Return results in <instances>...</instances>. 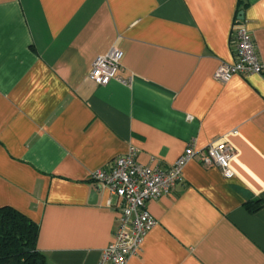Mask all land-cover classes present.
I'll return each instance as SVG.
<instances>
[{
    "label": "crops",
    "instance_id": "obj_1",
    "mask_svg": "<svg viewBox=\"0 0 264 264\" xmlns=\"http://www.w3.org/2000/svg\"><path fill=\"white\" fill-rule=\"evenodd\" d=\"M238 15L264 63V0H0V208L39 226L51 264H100L114 242L118 199L93 172L131 149L166 169L216 143L232 176L190 161L148 203L157 225L127 264H264V72L214 78ZM113 47L122 81L95 85Z\"/></svg>",
    "mask_w": 264,
    "mask_h": 264
},
{
    "label": "built area",
    "instance_id": "obj_2",
    "mask_svg": "<svg viewBox=\"0 0 264 264\" xmlns=\"http://www.w3.org/2000/svg\"><path fill=\"white\" fill-rule=\"evenodd\" d=\"M232 49L235 61L222 64L214 78L226 84L235 76L261 75L264 63L259 59L255 42L240 15L232 27ZM122 51L113 47L93 62L89 80L104 86L111 81H122L119 77ZM234 149L226 143L210 144L202 151L189 145L184 153L166 169L151 168L140 164L136 151H131L111 161L106 167L92 173L90 180L106 188L118 199L115 207L119 213L114 242L102 252L100 264H127L129 258L142 251L144 238L157 221L147 209L148 203L171 191L183 182V171L192 160H199L204 167L215 166L225 177H231L230 161Z\"/></svg>",
    "mask_w": 264,
    "mask_h": 264
},
{
    "label": "trees",
    "instance_id": "obj_3",
    "mask_svg": "<svg viewBox=\"0 0 264 264\" xmlns=\"http://www.w3.org/2000/svg\"><path fill=\"white\" fill-rule=\"evenodd\" d=\"M251 213L263 207L261 200L246 203ZM39 226L12 207L0 208V264H51L38 250Z\"/></svg>",
    "mask_w": 264,
    "mask_h": 264
},
{
    "label": "water",
    "instance_id": "obj_4",
    "mask_svg": "<svg viewBox=\"0 0 264 264\" xmlns=\"http://www.w3.org/2000/svg\"><path fill=\"white\" fill-rule=\"evenodd\" d=\"M95 197V196H94Z\"/></svg>",
    "mask_w": 264,
    "mask_h": 264
}]
</instances>
